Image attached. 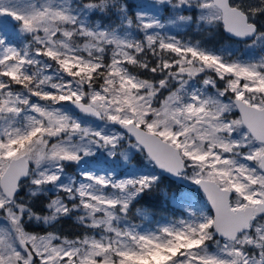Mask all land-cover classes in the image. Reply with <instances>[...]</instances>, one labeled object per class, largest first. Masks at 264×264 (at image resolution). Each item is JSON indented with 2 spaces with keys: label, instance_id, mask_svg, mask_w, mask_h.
Returning a JSON list of instances; mask_svg holds the SVG:
<instances>
[{
  "label": "snow or ice",
  "instance_id": "obj_1",
  "mask_svg": "<svg viewBox=\"0 0 264 264\" xmlns=\"http://www.w3.org/2000/svg\"><path fill=\"white\" fill-rule=\"evenodd\" d=\"M0 264H264V0H0Z\"/></svg>",
  "mask_w": 264,
  "mask_h": 264
},
{
  "label": "rangeland",
  "instance_id": "obj_2",
  "mask_svg": "<svg viewBox=\"0 0 264 264\" xmlns=\"http://www.w3.org/2000/svg\"><path fill=\"white\" fill-rule=\"evenodd\" d=\"M135 222H136V223H140L141 221H140L139 218H137Z\"/></svg>",
  "mask_w": 264,
  "mask_h": 264
}]
</instances>
